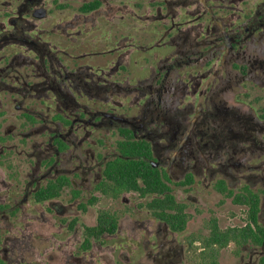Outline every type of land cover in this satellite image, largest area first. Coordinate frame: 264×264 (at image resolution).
Listing matches in <instances>:
<instances>
[{"label":"flooded vegetation","instance_id":"flooded-vegetation-1","mask_svg":"<svg viewBox=\"0 0 264 264\" xmlns=\"http://www.w3.org/2000/svg\"><path fill=\"white\" fill-rule=\"evenodd\" d=\"M46 2L55 12L50 19ZM2 91L19 101L29 130L46 133L36 141L39 177L31 195L59 218L70 214L69 230L77 213L98 200L91 195L79 203L80 190L113 199L138 193L112 197L98 189L106 163L121 156L118 144L127 141L142 146V159L186 212L179 190L207 182L233 203L237 193H254L257 223L264 226V0H21L0 20ZM51 105L55 112L43 114ZM100 130L118 140L97 160L89 142L100 143L92 138ZM60 178L67 183L56 196L36 199ZM141 197H148L154 225L143 228L147 263L134 264H182L186 250L201 252V241L189 237L206 234V224L180 238L192 214L174 230L147 207L154 195ZM235 204L244 207L245 225L247 206ZM100 210L115 213V232L120 227L119 211L98 209L93 224L81 225L82 250L106 234L81 247ZM210 216L219 228L229 227ZM230 243L263 249L259 264L263 245L229 241L219 254ZM198 261L207 264L202 256Z\"/></svg>","mask_w":264,"mask_h":264},{"label":"rangeland","instance_id":"rangeland-1","mask_svg":"<svg viewBox=\"0 0 264 264\" xmlns=\"http://www.w3.org/2000/svg\"><path fill=\"white\" fill-rule=\"evenodd\" d=\"M20 2L0 0V20L8 15L9 10L17 9ZM42 7L49 12L47 19L55 15L52 3H43ZM18 103L9 93L0 92V204L5 205V213L0 215V261L3 264L5 259H9L11 264L147 263L142 249L143 228L148 222L150 226L154 225L144 205L148 197L130 191L113 199L98 192L87 194L80 190L85 197L79 203L86 202L91 195H97L98 200L87 205L82 213H77V220L70 230L65 226L72 217L70 214L59 218L46 202L34 200L31 195L32 179L39 177V172L34 170L39 156L36 141L44 138L46 133L38 136L35 130H29L23 107H16ZM34 104V101H28L26 105L33 107ZM55 110L54 105H51L50 111L44 106L42 109L43 114H53ZM92 138L100 141L89 142L97 160H102L112 151L115 140H118L116 133L102 130L94 131ZM179 191L177 199L187 203L192 214L186 228L180 232V238L191 232H203L210 215L218 218L220 227L245 223L244 207L220 196L212 184L207 186V182L197 181ZM100 208L119 211L120 227L112 235L104 234L100 239L92 240L90 248L82 250L79 247L81 225L93 224ZM262 252L263 249L251 244L237 248L230 243L221 250L218 261L220 264H258ZM185 253L182 264H202L198 261L201 256L198 252L186 250Z\"/></svg>","mask_w":264,"mask_h":264},{"label":"trees","instance_id":"trees-1","mask_svg":"<svg viewBox=\"0 0 264 264\" xmlns=\"http://www.w3.org/2000/svg\"><path fill=\"white\" fill-rule=\"evenodd\" d=\"M121 156L108 161L103 170V179L98 189L105 195L117 197L123 191H137L141 196L153 194L154 197L147 202L152 214L163 219L174 230H182L191 214L184 210L185 204L176 201L174 196L168 192L169 188L153 172L149 165L142 159L140 151L142 146L134 142H119ZM67 179L60 178L57 182L50 180L44 187L35 193L36 199L56 196ZM223 186L219 189L223 190ZM231 194L229 191L228 195ZM92 197L90 202H94ZM235 203L246 204V224L243 226H229L225 229L219 228L214 216L206 220L207 233H192L190 239L200 240L203 248L199 255L207 260V264H219L216 260L221 248L229 241L237 246L247 242L264 246V226L257 223L258 198L252 192H240L233 196ZM170 210V211H168ZM117 217L115 213L108 210H100L97 224L85 227L82 248H88L90 238H99L102 234L115 232ZM259 264H264V254L259 258Z\"/></svg>","mask_w":264,"mask_h":264}]
</instances>
